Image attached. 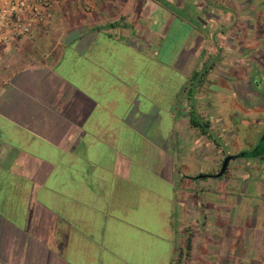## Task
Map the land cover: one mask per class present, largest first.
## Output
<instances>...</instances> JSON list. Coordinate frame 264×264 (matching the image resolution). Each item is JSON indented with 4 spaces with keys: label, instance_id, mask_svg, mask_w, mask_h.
Returning <instances> with one entry per match:
<instances>
[{
    "label": "crops",
    "instance_id": "0c3cea01",
    "mask_svg": "<svg viewBox=\"0 0 264 264\" xmlns=\"http://www.w3.org/2000/svg\"><path fill=\"white\" fill-rule=\"evenodd\" d=\"M174 2L65 0L49 25L0 47V121L11 124L7 134L37 151L36 160L87 169L94 198L149 200L139 214L167 234L137 227L126 238L127 229L115 225L73 228L71 258H62L5 224L0 264H174L180 228L168 221L167 209L175 197L185 205L195 186L219 180L217 173L195 177L177 169L178 150L194 141L206 152L207 138L191 126L187 82L175 80L176 72L187 80L196 69L202 44L193 43L201 35L172 9ZM176 29L188 31L177 49ZM219 157L210 159L214 169ZM10 232L22 237L18 247ZM80 239L86 249H79Z\"/></svg>",
    "mask_w": 264,
    "mask_h": 264
},
{
    "label": "rangeland",
    "instance_id": "374dc122",
    "mask_svg": "<svg viewBox=\"0 0 264 264\" xmlns=\"http://www.w3.org/2000/svg\"><path fill=\"white\" fill-rule=\"evenodd\" d=\"M174 1L172 9L186 19L195 35L200 31L201 40L196 36L193 43L202 44L195 70L215 61L202 88L192 80L195 70L187 80L176 72L175 80H185L188 89L194 82L199 90L198 110L212 122L220 144L207 139V151L202 152V145L187 142L177 152V169L195 177L211 175L220 171L227 156H246L232 160L230 172L214 187L195 186L185 205L178 196L174 198L167 219L180 228L176 258L183 239L191 234L193 250L182 264H264V153L260 158L255 151L264 133V0H183L181 5ZM52 10L55 15L56 7ZM174 32L172 46L177 49L188 31ZM215 156H220L217 169L210 160ZM5 228L0 221V233ZM152 233L167 234L156 223ZM13 235L18 247L22 237Z\"/></svg>",
    "mask_w": 264,
    "mask_h": 264
},
{
    "label": "trees",
    "instance_id": "16d2710c",
    "mask_svg": "<svg viewBox=\"0 0 264 264\" xmlns=\"http://www.w3.org/2000/svg\"><path fill=\"white\" fill-rule=\"evenodd\" d=\"M214 67L215 61L207 64L203 70L193 72L195 87L204 86V80H207ZM194 82L187 90L191 126L219 146L211 130L212 122L199 113L196 102L199 90H195ZM11 128L10 123L0 121V221L26 234L30 245H43L62 258H71L75 241L73 228L81 232L87 225L97 229L100 225L112 228L115 225L127 229L126 238L137 227L152 233V220L139 214L141 207H151L149 200L128 196L92 197L90 192L94 185L87 183L84 178L87 169L81 172L71 165H50L47 163L55 161L43 163L32 158H39V153L23 149L20 138L7 134ZM242 154L241 157H246L245 153ZM227 173L228 169L221 177ZM100 207L105 208L103 213ZM108 233L115 232L108 230ZM120 234H124V231ZM110 236L113 250L114 240ZM192 237L190 234L183 239V247L174 259V264H182L189 257L193 250ZM81 243L80 239L79 249H84L86 246H81Z\"/></svg>",
    "mask_w": 264,
    "mask_h": 264
},
{
    "label": "built area",
    "instance_id": "2783aa9c",
    "mask_svg": "<svg viewBox=\"0 0 264 264\" xmlns=\"http://www.w3.org/2000/svg\"><path fill=\"white\" fill-rule=\"evenodd\" d=\"M65 0H0V47L29 39L54 19L52 8Z\"/></svg>",
    "mask_w": 264,
    "mask_h": 264
},
{
    "label": "water",
    "instance_id": "95a60500",
    "mask_svg": "<svg viewBox=\"0 0 264 264\" xmlns=\"http://www.w3.org/2000/svg\"><path fill=\"white\" fill-rule=\"evenodd\" d=\"M243 154H239V155H229L227 156L222 163L221 169L220 171L214 175V177L216 178H220L228 169L230 162L235 159V157L239 158L241 157Z\"/></svg>",
    "mask_w": 264,
    "mask_h": 264
},
{
    "label": "flooded vegetation",
    "instance_id": "af4514ba",
    "mask_svg": "<svg viewBox=\"0 0 264 264\" xmlns=\"http://www.w3.org/2000/svg\"><path fill=\"white\" fill-rule=\"evenodd\" d=\"M261 149V150H259ZM255 151L259 154V157L261 158L262 157V154L264 153V133H262V136H261V139L259 141V145L257 146V148L255 149ZM237 159V158H235ZM233 159V160H235Z\"/></svg>",
    "mask_w": 264,
    "mask_h": 264
}]
</instances>
